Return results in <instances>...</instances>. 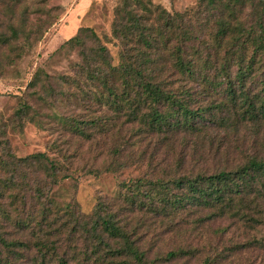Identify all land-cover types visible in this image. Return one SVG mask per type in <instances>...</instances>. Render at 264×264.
Masks as SVG:
<instances>
[{
  "label": "trees",
  "instance_id": "1",
  "mask_svg": "<svg viewBox=\"0 0 264 264\" xmlns=\"http://www.w3.org/2000/svg\"><path fill=\"white\" fill-rule=\"evenodd\" d=\"M141 5L124 0L116 12L117 63L112 64L91 29L81 28L60 47L80 59L74 77L53 78L55 89L45 75L43 87L48 98L56 99L65 94L64 86H74L105 109L107 114L95 119L73 120L70 130L82 138L111 139L110 172L144 162L161 174L122 183L125 209L113 212L110 204L99 202L90 216L69 212L64 219L53 215L47 200L51 187L68 179L69 171L44 153L16 158L0 142V215L13 231L10 237L0 235V264H68L59 253L66 230L70 243L78 237L86 251L89 247L85 256L94 257L95 264H165L195 256L194 248L150 258L152 250L140 247L137 228L125 219L136 212L171 222L207 214L209 219L232 215L264 224V153L232 161L226 139L242 128L255 134L264 129V0H198L191 13L162 9L157 27L135 13L133 6ZM40 74L30 87L38 86ZM173 77L197 81L201 91L172 89ZM206 96L211 101L202 103ZM30 110L20 105L18 126ZM143 140L150 142V150L135 148ZM234 150L243 152L239 146ZM13 189L19 190L9 203L19 215L14 221L3 205Z\"/></svg>",
  "mask_w": 264,
  "mask_h": 264
},
{
  "label": "rangeland",
  "instance_id": "2",
  "mask_svg": "<svg viewBox=\"0 0 264 264\" xmlns=\"http://www.w3.org/2000/svg\"><path fill=\"white\" fill-rule=\"evenodd\" d=\"M123 1L0 0V142H6L10 154L16 158L44 153L58 160L69 171L68 179L51 187L47 200L53 215L57 213L64 219L69 212L75 216H90L99 202L110 204L113 212L125 209L121 195L126 190L122 183L155 179L161 174L160 170L152 173L144 162L110 172L111 139L103 140L95 134L89 139L82 138L70 130L73 120L95 119L107 114L105 109L95 101L86 100L74 86H64L65 94L56 99L48 98L43 87L47 85L45 75L49 76L55 89L57 86L53 78L74 77V69L80 59L75 51L60 47L81 28L91 29L107 48L112 64L118 62L120 39L113 35L112 26ZM140 1L141 6H133L135 13L153 27L160 26L162 9L169 13H191L197 10L198 4V0ZM36 73H41L40 82L38 86L30 87L29 83ZM115 84L118 85V77ZM170 87L201 91L197 81L186 79H176ZM40 95L48 102L39 100ZM209 96L204 97L202 103L211 101ZM23 103L31 110L28 118L18 126L15 112ZM226 139L232 161L239 162L253 152L264 153V129L255 134L242 128L238 135ZM235 146L243 149L242 154H237L240 151H235ZM150 147L148 140L135 146L147 150ZM214 165V160L208 164L210 172ZM18 191L8 190L3 202L13 221L19 215L9 207V203ZM206 215L185 216L171 222L168 219L162 221L161 216L136 212L125 219L137 228L140 247L152 250L150 258L160 257L168 251L197 249L195 256L189 259L167 261L165 264H207L210 259H216L212 264H264V248L261 246L264 243V224L254 225L232 215L212 219L206 218ZM3 232L7 237L13 233L11 227L6 229L0 215V235ZM67 233L66 230L59 242L61 258L68 264H95L94 257L85 256V252L90 250L87 247L86 251L82 239L77 237L70 243ZM33 257L35 254L31 253L30 260ZM26 263L27 260H24L21 264ZM51 264H58V260H53Z\"/></svg>",
  "mask_w": 264,
  "mask_h": 264
}]
</instances>
